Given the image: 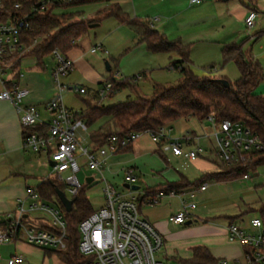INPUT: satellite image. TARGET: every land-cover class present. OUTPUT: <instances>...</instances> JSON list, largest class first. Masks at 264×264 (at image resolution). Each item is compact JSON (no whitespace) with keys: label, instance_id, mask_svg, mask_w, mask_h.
Masks as SVG:
<instances>
[{"label":"built area","instance_id":"obj_1","mask_svg":"<svg viewBox=\"0 0 264 264\" xmlns=\"http://www.w3.org/2000/svg\"><path fill=\"white\" fill-rule=\"evenodd\" d=\"M41 7L49 0H38ZM202 0H189L190 4H198ZM14 9L20 8V3L13 4ZM7 14V15H6ZM260 16L255 8H248L243 19L246 29L252 28ZM26 14L13 16L5 11L0 0V99L8 100L14 106L22 133V147L25 151L45 154V165L51 166L55 178L63 183L72 198L82 187L77 177L80 170L79 157H84L88 169L96 171L105 181L103 205L84 217L77 226L79 235L78 251L83 256L81 264H165L157 253L162 249L161 235L139 214V204H157L164 196H175L180 201L177 211L168 219L177 224L187 220H196L193 212L196 203L193 201L198 191L207 189L208 182L185 189H159L153 194L132 190L118 191L104 178V167L109 155L114 154L119 147L125 146L137 139L145 131H135L118 137L109 135L100 147L93 148L91 143L83 145L77 135V130H87L85 122L77 116V111L67 107L62 101V93L72 89L78 94H86L84 86H70L63 83L62 78L68 76L74 69L73 61L66 53L53 49L50 53L53 60L51 79L55 87V96L47 102L46 117L34 103H23L29 89L22 87L13 77L12 65L25 48L22 31L28 28ZM98 47L90 48L94 53ZM11 72L13 78H2ZM20 78V74H19ZM18 78V79H19ZM112 91V82L102 80L97 88L101 98ZM212 131L209 135V146H202L197 137L185 131L180 137L168 136L169 128L161 127L151 133V140L164 154L174 157H185L194 161L198 158L215 157L226 164H234L243 160L249 154L263 148L259 137L241 123L223 120L215 122L212 117ZM45 126V129L35 130L34 127ZM50 176H45L46 179ZM88 177H92L88 181ZM246 173L242 178H248ZM52 178V177H51ZM42 179V180H43ZM93 176H86L87 183L93 181ZM138 180L132 167L123 170V184L134 185ZM143 195H140V194ZM64 207V206H63ZM39 213V214H35ZM243 221V220H242ZM41 223L47 224L43 226ZM66 222L60 205L43 199L35 186H26L25 194L17 199L14 211L0 214V245L24 241L27 244L48 247L53 250L65 248ZM228 239L240 243L244 248L245 264H264V209L257 210L244 227L236 222L227 225ZM24 261L21 254L10 255L8 264H20ZM228 259H218L216 264H228Z\"/></svg>","mask_w":264,"mask_h":264},{"label":"rangeland","instance_id":"obj_2","mask_svg":"<svg viewBox=\"0 0 264 264\" xmlns=\"http://www.w3.org/2000/svg\"><path fill=\"white\" fill-rule=\"evenodd\" d=\"M249 1L203 0L199 4H190L189 0H165L162 5H155L152 8L153 11L147 13V16L152 18L151 20L157 17L158 19L154 21L155 24H159L164 19L163 15L154 12L161 7L168 10L166 13L170 14L169 28L171 32L167 33L166 36L168 39L180 38L182 42L189 44L188 57L191 60L192 71L196 76L219 78L223 74L230 81H233L239 76L238 69L231 61L222 63L221 46L229 41L234 32L242 28L237 17L231 13V8ZM255 6L261 15L259 19L262 18L264 21V0H255ZM101 8H103V4L94 3L73 8L71 11H75V19L91 20ZM195 18L198 20L188 23L189 20ZM179 25L182 27L177 29L176 26ZM37 41L39 40L35 39L33 45ZM100 43L103 44L107 53L100 49L96 53H91L90 48ZM31 47L25 44L24 50L16 59L20 61V78L17 82L22 87L29 89L23 103L37 104L43 116V104L49 102L56 92L51 79L53 60L49 54L43 58L41 65L37 64L33 56L27 55L31 51ZM75 48L80 50L83 63L74 68L68 76L62 78L63 83L75 84L77 87L84 86L89 91L100 86L95 81L96 79H108L110 81L109 79L113 77L116 81L125 80L120 82L123 84L128 81L126 79H130L129 85L125 86L122 84L118 86L114 82L112 91L101 99L103 103L119 102L127 97H134L136 94L148 96L152 93L154 84L172 85L181 79L179 71L170 66L172 60L178 59L175 54L149 51L145 43L137 42V36L129 26L117 22L114 18H104L97 25L89 27L86 34L76 41ZM106 62L109 64V71L105 67ZM210 65H214L211 70H209ZM132 77L136 78L133 79ZM2 78H13L12 73H6ZM1 87L0 84V89ZM84 99H88L92 104L97 102L89 92L78 94L72 89H68L62 93L63 103L76 111L84 107ZM98 124L87 127L86 131L77 130V135L83 145L88 144L89 133ZM167 128H169L168 136L170 137H180L186 130L212 131L211 122L199 121L195 118L178 119ZM199 143L202 146H209L208 141L203 137ZM40 156L41 161L47 160L45 154ZM210 157L214 161L216 169L223 167L222 163L215 157L212 155ZM78 159L80 170L77 172V177L85 188V195L90 205L96 209L103 205L105 200L103 194L105 181L98 172L88 169L84 163V157ZM196 160L191 161L182 156L174 157L169 153H161L157 149V145L151 140V134L144 132L132 142L131 149L107 157L103 174L106 181L118 191L124 192L126 189L122 185L123 170L132 167L138 177L135 185L139 186L140 192H146L147 188L156 185L165 186L168 183L177 182L181 175H185L190 181L197 180L202 171L195 165ZM8 163L12 165L11 162ZM9 164L7 165L9 166ZM23 164L24 168L20 170L17 169L18 165H12L11 168H14L13 171H10L12 179H23L25 176L33 174L36 177L26 178V182L30 186H36L42 171L45 176L55 178L50 165H42L36 169L37 160L32 158V155H25ZM246 172L249 175L248 178L209 181L206 190L196 192L193 199L196 207L193 212L199 215L202 220L207 217L206 221H210L214 225L224 224L228 217H236L235 219L246 227L249 218L256 213L255 209L264 203V164L258 165L255 169L248 168ZM7 175V167L0 163V179ZM86 176H93V181L87 183ZM57 181L63 185L61 181ZM64 192L69 196L66 187ZM55 203L59 205L57 201ZM179 207L180 201L175 196H164L157 204H148L144 201L139 204L140 216L147 220L163 239L161 251L164 249V235L152 223V217L164 216L170 210L175 212ZM193 224L195 223H183L179 226L188 227ZM173 226L169 224L172 229L179 227L178 225ZM32 247L33 251L26 254V261L23 264H64L58 258L55 250L48 247ZM39 248L46 249L49 253L44 255V252L39 251ZM157 256L165 264H179L162 256L160 251ZM3 258L0 259V264H7L6 257Z\"/></svg>","mask_w":264,"mask_h":264},{"label":"trees","instance_id":"obj_3","mask_svg":"<svg viewBox=\"0 0 264 264\" xmlns=\"http://www.w3.org/2000/svg\"><path fill=\"white\" fill-rule=\"evenodd\" d=\"M37 1L2 0L5 11L13 16L27 15L29 25L21 32L22 40L27 46H32L27 55L33 56L39 65L53 49L66 53L75 47L76 41L86 34L90 24L98 23L107 17H114L121 24L129 26L135 32L137 42L145 43L149 51L175 54L178 57L170 62V66L179 71L181 79L172 85L154 84L152 93L148 96L136 94L119 102L103 103L97 93L98 87L89 90L97 102L92 104L88 99H84V107L77 110V116L85 122L86 127L99 123L89 133V142L93 148L103 145L107 137L112 134L118 137L135 131L151 134L161 127H170L178 119L195 118L203 121L208 117H212L215 122L228 120L241 123L256 134L263 144L262 149L249 154L243 160L234 164L221 162L222 168L204 172L195 181H190L185 175H181L177 182L147 188V193L153 194L159 189L178 190L197 187L212 180L242 178L248 168L255 169L258 165L264 164V95L256 92V87L264 79V73L256 60L243 54L238 43H225L221 47L222 63L233 61L239 71L238 78L230 81L225 76L198 77L191 68L188 43L182 42L180 38L168 39L164 33L153 28L149 21L124 12L116 0H49L42 7ZM250 1H252L251 7L257 9L255 0ZM15 2L20 3V8H13ZM94 3L109 6H103L91 20L74 18L76 13L71 11L73 8ZM262 32H256V35ZM35 39L39 41L33 45ZM19 64L20 61L16 60L12 65L13 77L16 80L20 74ZM213 67L214 65H210L209 70ZM109 80L112 82V89L114 82L118 86L129 85L130 82V79H126L128 81L123 84L120 82L125 80L116 81L113 77ZM34 129L42 130L45 126ZM131 148L132 142L119 147L115 153ZM55 187L62 191L65 189L56 178L51 177L41 180L35 186L43 199L48 202L57 201L64 212L65 248L55 249V252L65 264H81L84 258L77 248L79 239L77 226L94 208L86 198L85 188L82 186L72 196L75 199L70 211H66L55 192ZM262 209L264 203L255 210ZM41 224L47 226L45 223ZM45 251L49 253L48 250ZM186 261L190 264H216L218 259H214L206 249L196 247L192 258Z\"/></svg>","mask_w":264,"mask_h":264},{"label":"crops","instance_id":"obj_4","mask_svg":"<svg viewBox=\"0 0 264 264\" xmlns=\"http://www.w3.org/2000/svg\"><path fill=\"white\" fill-rule=\"evenodd\" d=\"M116 1L120 4L122 10L126 12L128 15L138 17L145 21H149L150 25L153 28H157L158 31L164 33L165 35L171 32V29L169 28L170 14L166 13L168 12L167 9L161 7L158 11L156 10L154 12L156 14L163 15L164 19L161 20L159 24H155L154 21L158 19L157 17H155L154 20H151L152 18L150 19L149 16H147V13L153 11L152 8L155 5H160V4L162 5L165 2V0H116ZM105 5L106 4H103V6ZM251 5H252V1H249L247 3L244 2L237 5L236 7L233 6L231 8V13H233L237 17V21L240 23L242 28H240L237 32H234L232 37L226 43H230V42L238 43L240 46V50L243 52V54L247 57H251L252 59L256 60L262 67V71L264 73V21L262 18L259 19V17L261 16L260 15L258 17L259 20H257L256 23L250 29H246L242 22V19L247 9L250 8ZM107 18H114V17H107ZM114 19L117 22H119L116 18ZM194 20H198V18L189 20L188 23ZM181 27L182 25H179L178 27L176 26L177 29ZM259 31H263V32L259 35H256V32ZM98 46L100 47L98 49L107 53V50L103 47L102 43L98 45H94L92 47H98ZM97 50L94 53H96ZM66 54L73 61L74 68H76L78 65L81 66V64L83 63V59L81 57V53L79 49L73 47L72 49L68 50ZM221 76H225V75L222 74L220 75V77ZM102 80L96 79L95 81L99 83L98 85H101L100 83L102 82ZM70 86H76V85L70 84ZM88 92L89 91H87V93ZM256 92L264 95V79L256 87ZM46 104L47 102L43 104V110H42L44 113L43 115L44 117L47 116L45 110ZM36 106L38 107L37 104ZM21 131L22 129L20 127L18 114L14 106L8 100L0 99V163L1 165L6 166L8 169V175L0 179V214L15 210L17 199L19 197L24 196L25 187L28 186L26 182V178L36 177L33 176L32 174L25 176L23 179L20 178L17 180L12 179L10 177L11 176L10 171H13L14 168L11 167L18 165L17 169L20 170L24 168L23 157L25 155H32V158L37 160L36 169L41 167L42 165H45L44 161H41V156L32 152L25 151L23 149ZM189 131L191 132L192 136L197 137L198 142L203 137L210 144L211 140L209 135L211 133V130L210 131L203 130L202 132H196L194 130H189ZM211 159H212L211 157H205V158H198L195 161V165L202 171L201 173H204V171L208 172V171L217 170L215 167L216 166L215 163L211 161ZM8 162H11L13 166ZM7 164H9V166ZM41 174L42 175L38 179L39 182L45 177L44 175L45 173L43 171ZM172 213L174 212L170 210L167 211L164 216L156 215L152 217L153 219L152 223L164 235V249L163 251L160 250V254L162 256L166 258L168 257L167 259L169 260L172 259L178 262L179 264H190L186 260L192 258L193 250L196 247H200L206 249L214 259H222V258L228 259L229 260L228 264H245L244 256H243L245 248L240 243L228 239L227 225L230 222H236L238 224H241L239 220L235 219L236 217H228L227 221L224 224L222 223V224L214 225L210 223V221H206L207 217L204 220H202L200 219L199 215L195 213L197 219L195 221H192L195 224L188 227H181L179 226L180 224L169 221L168 217ZM169 224H172L174 226L178 225L179 227L172 229L171 227H169ZM32 246L34 245L27 244L24 241H18L16 243L0 245V259L2 257H4L3 259H5L6 257V262H7V258L10 255L21 254L24 257V261L20 264H23L26 261V254H29L33 251ZM8 248L9 250H7ZM39 251H43L44 255L48 254V252H46L43 248H39Z\"/></svg>","mask_w":264,"mask_h":264},{"label":"water","instance_id":"obj_5","mask_svg":"<svg viewBox=\"0 0 264 264\" xmlns=\"http://www.w3.org/2000/svg\"><path fill=\"white\" fill-rule=\"evenodd\" d=\"M95 25H97V23L90 24L89 27H93ZM105 67H106V69L108 71L110 70V67H109L108 62L105 63ZM52 164H53V162L51 161L50 162V165H52ZM87 179H88V181H90L92 179V177H88ZM123 186L126 187V188L130 187L132 190H135V191L136 190H139V186L138 185H135V184L134 185H131V186H129L128 184H124ZM55 192H56L58 198L60 199L62 205L64 206L65 210L66 211H70V209L72 207V203H73V201H74L75 198H68V197H66V195L64 194V192L61 189L57 188V187H55ZM191 222H192V220H187L185 222V224H190Z\"/></svg>","mask_w":264,"mask_h":264}]
</instances>
